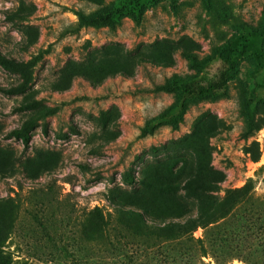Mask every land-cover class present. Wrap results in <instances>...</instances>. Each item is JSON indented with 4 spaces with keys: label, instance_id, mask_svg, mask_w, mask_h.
Listing matches in <instances>:
<instances>
[{
    "label": "rangeland",
    "instance_id": "rangeland-1",
    "mask_svg": "<svg viewBox=\"0 0 264 264\" xmlns=\"http://www.w3.org/2000/svg\"><path fill=\"white\" fill-rule=\"evenodd\" d=\"M124 1L0 0V264H264V72L250 55L264 56L253 34L264 0H155L137 17L88 23ZM241 36L250 50L239 44L227 85L187 100L174 124L159 120L178 95L155 88L214 81ZM198 165L223 177L198 195L206 205L246 186L253 230L245 209L191 236L114 211L146 202L157 209L146 223L184 222L196 210L182 186ZM197 239L216 245L203 256Z\"/></svg>",
    "mask_w": 264,
    "mask_h": 264
},
{
    "label": "trees",
    "instance_id": "trees-1",
    "mask_svg": "<svg viewBox=\"0 0 264 264\" xmlns=\"http://www.w3.org/2000/svg\"><path fill=\"white\" fill-rule=\"evenodd\" d=\"M155 0H125L120 6L115 8L114 10L106 13L102 17H98L94 20L88 22L91 25H109L112 24L115 20H117L121 16L131 15V16H138L141 11L151 4ZM257 38H264V25L262 29L258 32L253 33ZM246 37H236L230 40L222 49L220 54L221 61L225 64V68L219 74L218 78L214 81H210L205 85H199L198 83L183 81L179 78H173L169 81H166L163 85L157 86L155 91H162L165 93H173L176 92L178 95L177 98V105L173 106L167 112L163 113L158 119L163 120L166 123H175L174 116L170 113L173 111H178V116L186 108V101L193 99V98H203L210 95H213L219 91H221L227 83L232 79L236 72V66L233 62V54L239 49V44L243 42L241 46V53H246L250 50V45L245 43ZM261 51V50H260ZM263 52H252L251 57L253 58L255 65H256V72H264V56ZM0 63L2 60L0 59ZM114 66V65H110ZM5 91V90H1ZM253 98H251L245 107V115L247 119V123L249 126H252V117L255 107L253 105ZM257 128V127H256ZM255 128V129H256ZM14 134V133H13ZM28 138L25 136L23 137V144L27 146ZM247 154H249L250 159L252 162H257L259 159V153L257 150H247ZM223 180V177L211 171L207 166L202 167L198 165L196 170L193 172L192 177L187 180L184 185L182 186V190L184 192L183 198L188 205L190 206V211L193 209L196 210L195 215H189L186 217L184 222H180L177 219L173 218L167 221L164 224L157 223V219L155 218H148L153 224L146 223L145 215L155 214L157 213V209L153 204L140 202V203H126V204H116L113 206L114 211L117 213H123L128 215L137 216L141 222L142 227H152L156 229H162L166 232H173L177 233L180 236H191V233L197 228H205L211 223L217 222L220 219H224L231 211L240 212L241 209L244 210V220L246 221V228H250L253 230L255 226L256 220L254 219L256 214L253 215V198L246 197V186L240 189L231 190L228 192L226 198H223L221 201L217 202L215 198H209L211 202L210 204L206 205L204 203L203 198H197L198 195L202 192H210L217 189V184ZM251 183V180H249ZM247 206V207H246ZM127 207V208H126ZM135 210H139L141 213H138ZM93 214L95 217L101 220L102 218L99 213L98 208L93 209ZM219 228H222V226ZM264 231V227H260L257 225V230L255 231L258 233V237L262 235ZM222 242L225 240L227 241L228 236L227 232H223L220 234ZM5 241V237L0 234V247L2 248ZM196 242L200 245L199 251L205 256L207 252H210V249L213 250L216 244L211 243L209 244L207 250L206 248L201 246L202 240L197 239ZM212 257L215 259H219V257L213 252L211 254Z\"/></svg>",
    "mask_w": 264,
    "mask_h": 264
}]
</instances>
